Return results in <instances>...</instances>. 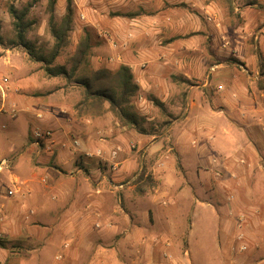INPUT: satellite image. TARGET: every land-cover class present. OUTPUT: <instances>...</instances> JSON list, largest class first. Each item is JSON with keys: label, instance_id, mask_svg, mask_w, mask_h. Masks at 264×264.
<instances>
[{"label": "rangeland", "instance_id": "rangeland-1", "mask_svg": "<svg viewBox=\"0 0 264 264\" xmlns=\"http://www.w3.org/2000/svg\"><path fill=\"white\" fill-rule=\"evenodd\" d=\"M57 1L53 6H50L49 0H0V46L13 49L10 56H3L5 53L0 54V57L2 56L0 59V86L3 90L7 84L3 80L8 79L7 58L8 63L9 60H12L13 63H23L28 59L38 67L39 78L47 77L43 70V63L33 61L34 59L27 54L26 49L10 47V42L16 40V36L12 25L13 19L8 14L9 7L12 6L19 12L27 10L23 20L25 24H28L24 36L28 47L34 51L36 58L49 59L55 44L51 31L60 25L66 14L68 1H70L73 10V23L78 20L87 26L96 24L105 27V22L100 20L98 14L95 13L96 9H104L100 0H77L75 2L62 0L60 5H57ZM261 1L264 2V0ZM116 3L118 4L109 10V13L104 11L102 15L124 20L130 18L126 17L127 15L138 16L142 21L141 27L143 28H148L149 24L146 23L152 14H158L165 3L168 4L171 8L167 9L168 13L165 15L161 10V14L164 15L161 19L165 21L168 14L174 15L176 18L183 15V18L188 22V34L183 38V42L189 44L187 50L189 56L199 57L202 54L203 58L207 59L212 47H216L218 51L220 50V56L218 61L213 60L212 63H215L225 60L228 62V59L230 61L232 56H228L230 53L226 48L227 42L233 39L234 28L237 26L243 28V20L235 14L234 8H240V6L251 8L249 5L253 3V0H116ZM211 3H214L213 9L203 8L202 4L205 6ZM139 5L146 6L143 10ZM81 15L84 16V20L80 18ZM238 15L240 14L238 13ZM72 27L67 34L68 44L61 49L52 66L63 65L70 71L73 65L70 59L74 56L76 46L84 40L85 33H87L90 38V49L85 62L78 66L71 82L58 77L51 84L43 83L42 91L44 93L36 94L34 91L28 93L27 98L31 102L33 110L35 107L37 108V113L34 114L36 111L33 110L31 111L33 113L25 110L20 111L18 120L21 127L17 130L13 129L16 127L15 124L6 118V125L10 124L11 129L4 128L7 131L0 134V144L6 145V151L0 156V161L5 159L11 163L9 170L0 172V239L5 241V247L0 248V264H91L98 244L95 238H92L90 243H86L87 247L92 245L91 250L84 249V242L79 245L75 243L74 246L68 242L58 244L53 239L58 232H61L54 226V215L59 209L57 210V206L53 208L55 201L51 192L55 185L67 188L80 182L83 188L90 184L94 186V181L89 179L85 181V177L88 178L90 174L88 169L91 171L100 169V176L104 178H101V181L104 180L102 185L105 188V193L109 192L107 196H103L106 197L103 215L104 217L109 216V220L118 221L120 227L119 234L102 242L104 251L101 250L102 254L98 256L99 258H94L95 264H256L257 256L261 251L251 254L253 242L247 236L244 238L241 236L246 232L245 227L240 229L245 216L241 210L234 211L233 207L227 210V219L233 222V225L224 227L211 209L199 208L193 213L194 226L188 230L189 225L185 221L176 225L175 228L173 227L174 218H177L176 210L172 211L170 206L167 207L162 203L160 204L161 212L163 214L171 212L173 216L171 224L159 226V230L162 229V235L165 231L171 234L170 246L167 248V252H171V254L166 253L160 257L149 256L145 248L140 249V252L136 254L132 252L136 239H133L134 227L131 225L136 221H143L148 208L147 203L141 205V201L138 202V197H144L148 192H153L151 190L155 186L153 174L162 176L164 184L172 187L179 185L178 178L185 176L187 169L189 177L196 182V172L198 171L196 166L209 172L210 179H213L214 176L223 179L227 173L222 168L225 162L223 157L230 153L231 151L228 149L233 147L228 146L229 137L224 135V138L221 139L217 137L221 132L216 131L214 133L215 140L217 138L226 145L222 144L221 147L224 150L223 156L213 155L212 147L206 144L210 135L206 136L207 132H204V136L197 133V141L200 140L196 142V145L191 147L189 139V142L180 148V152L184 154L182 159L184 164L180 161L176 152L177 148L167 140L170 135L169 129L173 123H180L186 116L187 91L190 89L192 91L202 90V88H198L197 83L203 82L207 77L211 78L213 73L209 70L210 64L180 66L173 60L170 61L171 63L164 62L167 58L161 51L153 50L152 55L144 53V57L137 58L144 65L143 69L147 71L149 82L145 81V84L140 86L133 76L134 82L139 86L136 96L131 99L133 105L131 112L137 116L135 126L126 124L111 112L106 111L109 107L107 103H104L99 115H93L91 110L89 112L79 109L77 105L83 100L84 92L77 83H74L75 79L87 77L91 71L105 67L117 69L119 62L115 53L118 50H102L103 54H99L98 58L101 57L103 60L96 63L93 57L97 54H94L92 46L102 45L103 38L95 28L92 32L85 31L81 36H77L73 33ZM120 32L121 36L123 31L120 30ZM113 40L111 39V42L116 43V40ZM117 40L122 42L121 37ZM180 52L179 50L172 51L173 54ZM163 65L165 67H162ZM180 71L187 72L191 78L188 81L183 80V74ZM260 71L264 73L262 64ZM167 79L169 81L171 79L173 82H171L173 84L171 88L166 84ZM38 85L36 86L38 87ZM39 91L37 90L38 93ZM201 93L199 91V94ZM168 94L173 96H169L165 100ZM196 96L195 93L190 98L193 99ZM201 97H204L201 101L205 105L212 104V100L206 97V94L202 93ZM5 99L1 95L0 89V115L5 113V108H1ZM232 99L234 100L232 103L237 109L245 104L239 98ZM1 102L3 103L1 104ZM41 103L43 106L40 105ZM167 104L173 105L174 110H169ZM214 111L217 112V109ZM15 114L11 112L12 116ZM207 116L208 118L204 119L206 122L211 119L210 114ZM207 116L205 114L202 117ZM216 117L219 123H222L226 122L228 116L220 114ZM236 119L234 115L231 120L232 124H236ZM36 121L38 122L36 123ZM214 121L216 122L217 119ZM178 128L180 129V127ZM36 131L49 132V140L43 142L37 140ZM152 139L153 141H163L159 145V151H150ZM75 141L76 145L73 143ZM213 141L211 139V145ZM30 144L35 146L37 151L40 150L39 154L50 155V167L53 166L54 169L44 167L37 170L36 176L26 177L28 175L27 160L31 158L33 161L31 150L27 148L31 146ZM197 144L202 145L204 151L201 152ZM60 148L62 151L64 150L63 154L65 155L63 156H66V159L59 160L58 149ZM87 154L91 156H87ZM241 154L243 156L239 155L240 159L245 160V153L241 152ZM197 161H200L199 165L195 166ZM126 164L128 165L126 166ZM51 172L56 173V180L51 176ZM232 174L242 175V172L232 171L224 177L225 179L230 176L226 185L237 189V193L232 191L227 195L228 202L237 201V197H241L244 201L246 186L237 185V176L232 178ZM15 176L20 177L16 178ZM9 190L13 191L12 196H6V191ZM150 216L152 217V214ZM146 234L147 230H145ZM239 237L241 240L238 239ZM56 243L57 248L53 249ZM146 244L147 242L143 246L145 247ZM159 245L162 243L159 242ZM64 249L78 252L82 256L78 260L64 254V258L55 259L56 256H64L61 253ZM112 249L116 251L115 256L111 252Z\"/></svg>", "mask_w": 264, "mask_h": 264}, {"label": "crops", "instance_id": "crops-1", "mask_svg": "<svg viewBox=\"0 0 264 264\" xmlns=\"http://www.w3.org/2000/svg\"><path fill=\"white\" fill-rule=\"evenodd\" d=\"M100 1L104 9H96L95 13L98 14L97 16L100 20L105 22V27L96 24L87 26L78 20L73 23L72 27L74 29L73 33L77 34V36H81L84 31L92 32L94 31L93 28H95L103 38L102 45L92 46L94 54H97L93 57L96 63L97 61L103 60L101 57L98 58L99 54H103L102 50H118L115 53L119 62L117 64L119 66L125 65L129 67L131 74L137 79L140 86H143V83L145 81L149 82V80L146 75L147 71L143 69L144 65L137 58L144 57V53L152 55L153 50L163 53L165 58H167L164 62H172L173 60L175 64L179 63L180 66L210 64L211 68L209 70L213 73L212 77H207L206 80L197 83V85L199 86L198 88H202L199 91L204 95L206 94V97L212 100V104L205 105L201 101L204 97H201L202 93L199 94V91H192L191 89L187 91L188 102L185 109L186 116L180 123H173L171 125L169 129L170 135L167 140L171 141L177 148L176 152L178 153L180 161L184 164L182 161L184 154L180 152V148L186 145L189 139L191 140V147L196 145V142L200 140L197 141V133L204 136V132H207L208 135L206 134V136L209 137L210 135V139L206 144L212 147L213 155L219 154L223 156L224 150L221 147L224 143L217 138L215 140L214 137L216 131L221 132L217 137L221 139L224 138V135L229 137L230 143L228 146L233 147L228 149V151H231L230 153L224 155L225 157L223 159L225 162L222 168L227 173H231L232 171L236 172L237 170L238 173L242 172V175L232 174V178L237 176V185L246 186L244 201H242L241 197H237V201L230 203L228 202L229 198L227 195L232 191L237 193V189L233 186L226 185V182L230 180V176L224 179L226 173L223 179L222 177L217 178L216 176L210 179L209 172L200 166H196L199 165L198 162L200 161L195 162L196 170H198L196 172V182L189 177L188 169L185 176L183 175L179 178L174 176L179 179V185L174 187L165 185L164 178L154 173L153 180L155 186L151 189L153 192H148L144 197H138V202L140 203L141 201V205L147 203L148 206H146L148 208L144 220L141 222L136 221V223L131 225L134 227L133 239H136L133 243L132 252L136 254L140 252V249L145 248L149 256L154 255L160 257L166 253L171 254V252H167V248L170 246L169 240L171 234L165 231L162 235V229L159 230V226L171 224V217L173 216L171 212L166 214L161 212L160 204L162 203L165 206L167 205V207L170 206V210H176L177 218H174L173 227L175 228L176 225H180L182 221H185L189 225L188 230L193 228V221L195 220L193 213L199 208L211 209L214 216L224 227L233 225V222L227 219V210L233 207L234 211L241 210L244 214L243 216H245L242 221L243 225L242 223L240 225V229L245 227L246 232L242 233L241 236L243 238L247 236L253 242L251 254L261 251L260 255L258 254L257 256L256 264H264V73L260 71V65H264V2L261 0L257 2L253 0V3L249 5L251 8H242V6L240 8H234L235 14L243 20V28L242 26L234 28V37L227 42L226 48L230 53L228 56L232 57H230V61L228 59V62L225 60L212 63L213 60H219L220 50L218 51L216 47H212L207 59L203 58L202 54L199 57L189 56L187 51L189 44L183 42V38L188 34V22L183 18V15L176 18L174 15L168 14V17H165L166 22L161 19L168 13L167 9L171 8L168 4L165 3L161 9L164 15L161 14V10L158 14H152L146 23L149 24L148 28H143L141 27L142 21L138 16H132V18L124 20L102 15L104 11L109 13V10L113 9L118 3H116V0ZM61 2L62 0H58L57 5H60ZM202 5L207 10L214 8V3L207 4L205 5L206 7L204 4ZM139 6L144 10L146 5ZM120 30L123 31L121 36ZM120 37L122 38V42L117 40ZM165 38H167V41L164 40ZM111 39L116 40V43L111 42ZM11 50L13 49L2 48L0 46V54L5 53L3 56H10V53H12ZM178 50L181 52L178 54L172 53V51ZM115 66L118 67V65ZM162 67L165 66L163 65ZM37 68L35 63L28 59L23 63H13L12 60H9L8 63L7 58L8 79H6L7 84L4 86V99H6L4 103L1 102V104L3 103L1 108H5L4 114L6 115H0V134L7 131L5 129L10 128V124L6 125V118L15 124L17 128L14 127L13 129L17 130L21 127V123L18 120V113L22 110L33 113L31 112L33 110L32 104L27 98L28 93L34 91L36 94H42L44 93L42 91L43 83L51 84L52 81L57 79L49 77L39 78L38 72L40 73V71ZM182 74L183 80L188 81L191 78V75L187 72H182ZM171 82V79L170 81L168 79L166 81V84L170 88L173 86V82ZM218 86H222V89H218ZM37 90H40L39 93ZM195 93L197 95L196 98H190ZM169 96L173 95L168 94L165 100ZM232 98H239L245 104H242L241 107L239 106L240 109H237L235 104L232 103L234 101ZM40 105L43 106V103ZM167 105L169 110H174L173 105ZM214 109H217V112ZM11 111L16 113L15 116L11 115ZM33 111H36L34 112L35 114L38 110L35 107ZM205 114L206 116L210 114L211 119L207 122L204 119L208 118V116L202 117ZM220 114L228 116L226 122L219 123L216 116ZM234 115L237 118L236 124H232L231 122ZM215 119H217L216 122L214 121ZM13 134H15L14 131ZM211 139L214 140L212 145L210 143ZM162 142L153 141L152 139L150 151H159V145ZM30 145L27 148L31 150L33 161L31 158L27 160L26 168L28 175L26 177L36 176L38 169L50 167L51 164L49 154H39L40 150L38 149L37 151L35 146ZM197 146L201 152L204 151L202 145L197 144ZM60 149H58L60 158L58 156L57 158L59 160L66 159V156H63L65 155L63 154L64 150L62 151ZM4 151H6V145L2 146L0 144V156L3 155ZM241 152L245 153V160L240 159V156H243ZM50 168L54 169L53 166ZM88 170L90 174L88 178L85 177V181H88L87 179L94 181V186L90 184L83 188L80 182H77L67 188H60L57 185L52 187L51 192L54 195L53 199L55 201L53 208L57 206V210L59 209L57 211L58 215H54V226L61 232H58L53 239L58 244L68 242L74 246L75 243L79 245V243L84 242V249L91 250L92 245L90 244L87 247L86 243H90L92 238H95L98 244L95 248L96 250L92 261L90 262L91 264H95L94 258H99L98 256L102 254L101 250L104 251L102 242H105V240H108L112 236L115 237V234H119L120 227L118 221L109 220V216L104 217L103 215V209L106 205V197L103 196H107L109 192L105 193V188L102 185L104 180L101 181V178H104L100 176V169ZM51 176L56 180V173L51 172ZM15 177L19 178L20 176ZM150 214H152V217ZM145 230H147L146 235ZM146 242L147 244L144 247L143 245ZM159 242L162 245H159ZM57 243L54 244L53 249L57 248ZM53 251L55 252V250ZM111 252L113 256L116 255L115 249H112ZM61 253L63 255H70L78 260L82 256L78 252H72V250L68 249L62 250ZM83 254L86 253L83 252ZM65 255L56 256L55 259H62Z\"/></svg>", "mask_w": 264, "mask_h": 264}, {"label": "trees", "instance_id": "trees-1", "mask_svg": "<svg viewBox=\"0 0 264 264\" xmlns=\"http://www.w3.org/2000/svg\"><path fill=\"white\" fill-rule=\"evenodd\" d=\"M56 1L57 0H49L50 6H53ZM26 13L27 10L19 12L12 6L8 9V14L13 19L12 25L16 36V40L10 42V47H22L26 49L27 54L34 59L33 61L43 63V70L47 77H61L67 82H71L78 66L85 62L84 60L87 56V52L90 49V38L88 34L85 33L84 40L76 46L74 56L70 59V61L73 62L70 71L63 65L52 66V63L58 57L61 49L68 44L67 34L71 31L73 24V10L70 1L67 2L66 14L60 25L57 28H53L51 31L55 39V44L49 59L36 58L34 51L28 47L24 36L28 24L23 22ZM132 16L134 15H127L126 17L132 18ZM74 83H77L84 92L83 100L77 105L79 109L89 112L91 110L93 115H99L104 103H107L109 107L106 111L111 112L115 117L128 125L135 126L137 124V116L134 112H131L133 110L131 99L136 96L139 86L134 82L129 67L120 65L115 70L107 67L100 70H93L90 72L89 76L75 79ZM4 247L5 241L0 239V248Z\"/></svg>", "mask_w": 264, "mask_h": 264}, {"label": "built area", "instance_id": "built-area-1", "mask_svg": "<svg viewBox=\"0 0 264 264\" xmlns=\"http://www.w3.org/2000/svg\"><path fill=\"white\" fill-rule=\"evenodd\" d=\"M74 2L77 1V0H73ZM80 18L82 20H84V16L81 15ZM3 82H6V79L3 80ZM0 89H1V95L4 97V91L1 86H0ZM218 89H222V86H218ZM12 112V111H11ZM49 136H50V133L49 132H46V133H41L39 131H36L35 132V137L37 140L43 142V141H47L49 140ZM74 145L77 144V142H73ZM114 155V153H113ZM87 156H91L90 154H87ZM11 165V163L5 159L1 160L0 161V172H2L3 170H9V166ZM13 195V191H6V196H12ZM239 240H241V237L238 238Z\"/></svg>", "mask_w": 264, "mask_h": 264}]
</instances>
